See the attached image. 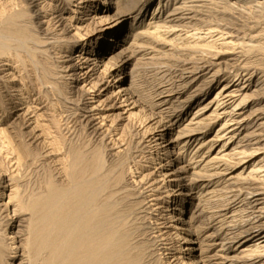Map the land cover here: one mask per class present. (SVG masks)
I'll use <instances>...</instances> for the list:
<instances>
[{"label": "rangeland", "instance_id": "374dc122", "mask_svg": "<svg viewBox=\"0 0 264 264\" xmlns=\"http://www.w3.org/2000/svg\"><path fill=\"white\" fill-rule=\"evenodd\" d=\"M82 1L37 0V9L43 8L42 10L46 11L42 12L41 17L35 21L37 26H41L39 30L37 28L32 30L31 27L28 30L41 38L40 40L46 41V44H37L38 46L36 43L33 44V48H37L39 61L47 62L48 69L53 70L56 66L54 74L49 77L58 86L42 85V90L39 92L40 86H36L38 82L35 83L34 80L36 74L27 73L31 67H27V71L23 69L24 71L19 72L17 68L19 63L0 66V70L6 69L0 72V84L7 86V94L12 98L11 104L0 107V130L6 135L1 134L4 138L0 137V242L8 232H14L19 236L15 239L17 245L25 244L30 237L27 233L33 224L34 217L31 216L30 210L19 213L18 200L21 199L23 205L30 204L39 194L45 192L44 187L51 175L52 179L62 183L63 178L60 172L64 167L61 163L62 159L67 157L65 152L71 146L82 147V142H85L83 149L86 153L100 149L107 166L120 165L116 166V171L118 169V173L124 174L122 184L125 186L121 188L120 193H123L121 197L125 195L123 199L126 201L128 199L130 204L139 202L129 217L131 221L129 226L133 232L132 242L135 244L140 242L141 246L137 244L141 247L140 250L148 247L144 252L142 261L144 264H159L160 262L157 261L160 259L171 264H185L184 262L189 259L186 253L191 255L192 259L203 260V264H264V248L261 247L264 244L263 239L247 236L256 230L255 226H259V223L264 224V203L257 206V210L261 212H258V217L254 219L252 217L256 213L249 215L252 208L248 207L251 204L247 203L255 198H251L253 193L264 191L261 189L264 188V154L261 155L264 150L252 156H247L250 151L245 153L249 147L264 146V135H259L258 140L253 138V134H264V127L263 131L259 129L264 122V114L254 117L256 112L253 113L256 108H264V98L256 99L255 96L259 97L257 93L264 92V83L257 85L263 79L258 80V78L264 75V52H259L264 47V8H260L261 12L259 9L249 11L250 13L243 10L237 14L222 8L221 3H218V6L206 4L207 9L214 11L212 15L206 12V16H203L193 12L198 10L200 6L197 7V5L202 3L186 2L183 4H186L185 7L192 12L186 10L184 13L167 17L175 7L183 5L181 3L183 0H169L167 6H163L156 18L152 19L154 23L147 27L152 17L149 14L150 8L156 3V0H153V4L149 5L139 22L137 21L141 12L140 9L137 10L138 7H135L131 11V17L121 23L119 33L122 34L119 40L121 45L117 51L115 48L119 42L105 51L104 63L97 62L98 58L95 56L85 61L83 59L87 52L81 50L72 54L74 51L70 52L71 48L66 47L78 36L76 30L85 34L86 24L99 20H92L93 12H95L92 9H87L83 13L72 11L80 7L83 9ZM144 1L133 0V3L138 5ZM165 1L157 0L158 8ZM50 5L56 6L55 10L60 11L53 13L56 11L50 8ZM105 10L104 14L112 17L107 20H119L116 17L119 9L114 7V4L107 5ZM215 10H218L217 13ZM257 11L262 16L256 15ZM253 14L254 19L251 17ZM189 17L194 19L190 20ZM180 18L185 19L180 21ZM48 20H54L51 35L45 32L47 27H50ZM208 21L209 23L211 21V25ZM103 25H97V28ZM245 27L250 31H247ZM253 27L254 30H251ZM208 28H214L215 31L206 34ZM199 30H202L201 33ZM216 30L220 32L217 33ZM256 33L259 34V37L255 39L256 42L249 41V36ZM210 35L213 36L209 37ZM198 36L201 37L197 40ZM248 43L256 45L253 53L250 52ZM55 44L62 46L54 49L52 46H56ZM246 49L249 51L246 52ZM119 53L123 55L122 58H115L114 56ZM211 63L213 65H210ZM195 67L200 69H196L197 72L194 70V73ZM248 71H251L249 74L251 80L246 81L247 88L241 89L240 82H244ZM235 72L241 74L237 85L225 90L232 92L240 87L238 94L247 93L253 97L236 106L234 110L233 102L216 106L217 87L222 80ZM123 76H125L124 79ZM131 82L146 99L161 90L163 85L166 90L174 84L177 86L174 90L178 89L179 93L175 95L178 98L173 99L187 102L185 112L182 111L178 115H175V112L169 117L162 115L165 122L162 126L159 123L160 113L157 112L164 106L143 109L138 106L139 103L131 104L136 97L130 95L121 97L118 94L119 85ZM183 86H185L184 89L179 90ZM51 88L55 89L57 94L54 97ZM61 90L65 91L66 95L61 94ZM45 93L51 97L46 99ZM126 98L128 101H125ZM9 108L13 109L7 114L6 110ZM144 114L153 115L139 127V119ZM232 118L234 120L229 121ZM66 119L73 120L72 124L76 121L70 132L65 129ZM238 119L243 121L233 125ZM57 121L60 122L61 131L57 130ZM171 123L172 125L168 126ZM224 123L225 126L222 127ZM131 125H135V128ZM145 125L148 129L144 127ZM20 127L22 132L28 135L23 141L17 133L21 132ZM193 129L196 131H190ZM122 131L129 136L122 137ZM62 134L65 135V146L57 150L59 146L52 144L58 141ZM130 134L131 136L134 134L132 139ZM8 135L11 138H7ZM122 138L125 140L121 141ZM157 138L161 139L154 141ZM10 139L14 141L9 142ZM167 139L173 144L165 147L169 144ZM114 141L119 143L113 145ZM257 141L261 144L255 143ZM157 142L162 144L156 145ZM13 145L19 147L14 146L23 155L20 167L15 163L14 155L7 153ZM156 148L160 150L156 151ZM129 167L133 169V174L129 172ZM181 169L184 172L178 173L177 170ZM45 171L48 172L45 173ZM172 191L179 200L186 197L188 207L183 213L177 210L179 206L165 203L168 193ZM17 194L18 200H15L17 198L9 199ZM181 194H189V196ZM260 201L264 202V198ZM161 202L165 208L158 209L156 205ZM177 214H182L186 220L189 215L194 216L190 228L198 232V243L187 244L186 248L189 249L180 253L177 252L182 242L177 235L184 232L174 229V225L180 222L170 217ZM230 214L234 215L229 217ZM233 236L235 238H231ZM165 239L169 240L165 241ZM155 240L158 244L153 246ZM238 240L240 242L236 243ZM23 253L25 254L21 249L17 254ZM23 258L26 261L25 257ZM8 261L14 264V259Z\"/></svg>", "mask_w": 264, "mask_h": 264}, {"label": "bare ground", "instance_id": "6f19581e", "mask_svg": "<svg viewBox=\"0 0 264 264\" xmlns=\"http://www.w3.org/2000/svg\"><path fill=\"white\" fill-rule=\"evenodd\" d=\"M36 2H37V0H0V63H2L0 66H9L10 64L12 65V64H18L19 63V65L17 67L19 72L21 70L24 71L23 69H26V71H27V67H31V69H30L31 71L29 70L27 73L33 72L36 74V76H35L36 79H34V80H35V83L37 81L38 84H35V83H33V84H35L36 86H40L39 92H41V90H42L41 86L42 85H49V84L51 86L56 85V84H54L55 81L54 82L51 81L50 80L51 77H49L50 75L54 74V70H55L54 68H56V66L53 68V70H51L50 68L48 69L46 67L47 62H43L44 60L39 61V57H38L39 54L37 53V50H36L37 48H35V49L33 48V44H35V43H36V45L37 44L38 45L46 44V41L40 40L41 38L35 36V34H32L30 31H28L30 27L32 30H34L36 28L38 29L39 27H41V26H37V23L35 21H37V19H39L41 17L40 14L42 12L45 13V11H46L45 9L43 11L42 10L43 8H40L41 10L37 9ZM155 2L156 3L153 4V0H145L141 4L135 5L133 3V0H83L82 1V4H83L82 8L83 9H81V7H80L79 9L72 10V11L75 13H83L87 9H92L93 11H95V12H93L92 20L93 21H94V19H99V20L98 21L96 20L93 23H92V21L90 23H87L85 28H84V30L86 31L85 34L84 33L82 34L78 30H76V34H78V36L72 40V42H71L72 44H67L66 47L71 48L70 52L74 51V53H72V54H76L77 52H80L81 50H84L85 52H87V54L84 56V59H83L85 61L91 60L90 59L91 56H95L96 58H98L97 62H104L105 63L106 58L105 57L103 58V56L105 55V51L111 47L113 48L119 42V40L122 37V34H119L121 31L120 30L121 29V23H123L126 19L131 17V11L135 7L136 8L138 7L137 10L140 9V12H141V16L138 18V21L136 20L137 22H139V19L144 16L145 12L149 8V5L153 4L150 8L151 12H149V14L152 17L148 21V25H147V27H148L151 23H154V22H152L153 21L152 19L156 18L157 14H159V11L163 6H165V7L167 6L169 0H166L165 3H162L159 8L157 6V0ZM186 2L202 3L201 5H197V7L200 6V8L196 11L194 10L193 12H196L197 14L203 15V16L204 15L206 16V14H207L206 12H209L210 15H212L213 14L212 11H214V10H210L209 7H208L209 9H207L208 5H206V4H212V5L217 4V6H218V3H221L223 5V6H221L222 8L228 9L232 13H237V14H239V11H243V10H247L249 12V11H256L259 9L261 12V9L264 8V0H262V1L261 0H183V2H181V3L183 4ZM181 3H180V5H181ZM113 4H114V7L119 9V11H118L119 13L117 12L118 14L116 16L119 20L109 21L107 19H111L112 17L105 15L104 12H106L105 8L107 5L110 6ZM185 6H186V4H183L181 6H177L178 8L175 7V9H173L168 14L167 17L173 16L176 13H184V11H186V10H188V12H192L191 9L189 10ZM188 6H190V5H188ZM49 7L53 8V10L56 11L53 13H58L60 11V10H55V9H57L56 6L50 5ZM203 7H205V9ZM44 8L47 9V7H44ZM176 11H178V12H176ZM217 11L218 10H215L216 13H217ZM247 11H245V12H247ZM231 12H229V13H231ZM221 13H224V12H221ZM255 14L257 15L258 11ZM260 14H258V15H260ZM233 15L234 14H232V16ZM253 16H254V14H253ZM253 16H251V17L254 19L255 16L254 17ZM260 16H262V15H260ZM167 17L165 18V20L167 19ZM256 17H258V16H256ZM57 18H58V15H57ZM238 18L239 17H237V19ZM258 18H256V19L258 20ZM54 19H55V17H54ZM183 19H185V18H180V21ZM189 19L193 20L194 18L189 17ZM53 21L54 20H51V21L48 20L47 23L50 27H47V30L45 31V32H47L46 34H49V35L52 34V33H50V31L52 30L51 26H52ZM171 21H175V20L171 19ZM26 22H28V24H30V26H27L28 24ZM237 22H238V20H237ZM237 22H235V23H237ZM208 23H209V21H208ZM210 23H211V21H210ZM210 23H209V25H211ZM230 23H233V22H230ZM235 23H233V24H235ZM262 23H263V21L261 22V24ZM100 24H104V25L100 28H97V25L99 26ZM216 24H217V22H216ZM219 24H221V23H219ZM223 25H225V24H223ZM256 25H258V24H256ZM226 27H227V25H226ZM240 27H242V26H240ZM246 27H245V29H246ZM255 27H257V26H255ZM187 28H189V27H187ZM190 29H192V28L190 27ZM194 29H196V28H194ZM248 30L250 31V29H248ZM251 30H254V27ZM199 31L201 33L202 30H199ZM213 31H215L214 28H211V29L208 28L206 34H209ZM216 31H217V33L220 32L218 30H216ZM39 33L40 32H38V34ZM221 33H223V32H221ZM225 33H228V32H225ZM197 34L198 33H196L195 35H197ZM145 36H148V35H145ZM212 36L213 35H210L209 37H212ZM231 36H232V34H231ZM192 37H195V36H192ZM200 37L201 36L196 37L197 40ZM249 37H250V38H248L249 41L254 40V42H256L255 39H257L259 37V34L256 33V35H252ZM263 41H264V39H263ZM120 42H119L118 46L115 48V51H117L118 48L120 47V45H121ZM59 43H61V42H59ZM244 43H242V45L246 44V43L245 44ZM248 45H249V43H248ZM61 46L62 45L58 44L56 46L53 45L52 47H54V49H56V47L60 48ZM249 46H248L249 50L251 49L250 52L252 51V53H253L254 49H256L255 48L256 45L251 44ZM261 46H262V44H261ZM236 48H237V46H236ZM258 48H261V47H258ZM263 48H261V50ZM47 49H46V52H47ZM261 50L259 52H264V50H262V51ZM115 51H114V53H115ZM248 51L246 49V52H248ZM246 52H245V54H246ZM79 56H80V53L78 54V57ZM122 56L123 55H121L119 53L118 55H116L114 57L115 58H122ZM210 65H213V64L211 63ZM198 68L200 69V67H195V69H193V71L195 70L197 72L196 69H198ZM4 70H6V69L3 68L2 70H0V72L4 71ZM195 71H194V73H195ZM250 72L248 71L246 73V76L245 77L243 76L245 78V80H244V82H240L241 83L240 84L241 89H243L244 87H246V88L248 87V84H246V81L251 78V75H249ZM190 73H192V71ZM27 75H29V74H27ZM124 77L125 76H123L122 78L124 79ZM240 77H241V74L238 72H235L232 76H227V78H225V80H222V82L220 83V85L216 89V91H217L215 94L216 106L217 105L220 106L221 104H225V103L227 104L229 102H233L232 104L234 106L233 107V110H234L236 106L240 105L241 103L243 104L248 98L253 97V95H250L247 93H244V94L239 93L238 94V91H240V87L238 89L232 90V92H227V90H225L231 86L233 87V86L237 85L236 83L239 81ZM261 78H263V79L261 81H259L257 85L264 83V75H261L258 78V80H260ZM28 79H30V78H28ZM31 81L33 82L32 78H31ZM56 86H58V85H56ZM56 86H54V87H56ZM176 87L177 86H174V84H173L172 87H170V88L168 87L169 89L167 88L166 90H164L165 87L163 85L161 90H159L157 93H154L153 96L147 97L148 99H146L141 93H139L138 89L134 86V83H132V82L128 83V84L119 85L117 92H118V94H120L121 97L122 96L128 97L129 95L131 97H136V99L133 100V102H131V104L133 103V105H134V104L139 103L138 106H141V108L143 107V109H145V107H148V108H155L156 107L157 108L160 106H164V108H162V109L160 108L157 112V113H160L159 123H161L163 126V125H165V124H163L165 122H163L164 117L162 115H166L169 117L175 112H176L175 115L180 114L182 111L185 112L184 108H185V103H187V102L186 101H179L178 99H173V98H178V97H175V95H177L179 93V91H177L178 89L176 91L174 90V89H176ZM184 87L185 86H183L182 88H179V87L178 88H179V90H182V89H184ZM7 90H8V88L5 84H0V107H2V106L5 107V105L11 104L12 98H11V96H9V94H7ZM54 90H52V88H51V91H52L51 93H52L53 97L57 95ZM260 91H262V90H260ZM235 92H237V93H235ZM61 94L66 95V92L61 90ZM257 94L259 97H257V95H255L256 99L264 98V92H260V93L258 92ZM44 96L46 99H49L51 97L47 93H45ZM41 97H43V96H41ZM131 97H129V98H131ZM156 97H158L157 100L155 99ZM166 98H168V99L166 100ZM238 98H239V100H237ZM125 101H128V98H126ZM178 108H180V110H177ZM3 109H5V108H3ZM12 109L13 108H9V110H6L7 114ZM253 111H252L253 113L256 112L254 117L258 116L259 114H264V108H256ZM195 113H197V112H195ZM151 115H153V114H151ZM151 115L149 116V114H148V116H147V114L146 115L144 114L139 119V122H138L139 127L143 126V124L145 123L146 120H149V118H152ZM0 117H1V115H0ZM242 119L244 120V118H242ZM230 120L233 121L234 119L232 118V119H229V121ZM243 120H241V119L235 120L233 125L240 124L241 121H243ZM72 122H73V120H71V121L67 120L66 123L64 122L66 125L65 129H67V132H70L71 128L73 129V127L76 123V121L73 124H72ZM166 122H168V121H166ZM69 124L70 125L72 124V125L69 126ZM20 125H22V124H20ZM20 125H16V126H20ZM171 125H172V123L169 124L168 126H171ZM231 125L232 124H230V126ZM261 125L262 126H261V128L259 127V129L262 130V128L264 127V122H262ZM131 126H133V128H135L134 127L135 125H131ZM223 126H225V123L222 124V127ZM56 127H57L58 131L61 129L60 122L57 121ZM85 127H86V125H85ZM144 127H146V125ZM131 129H132V127H131ZM146 129H148V126L146 127ZM20 131L21 132H17V133L21 137V140L23 141L26 137H28V135H25L26 132H22L21 127H20ZM58 131H57V133H58ZM129 131H130V129H129ZM190 131H196V130L193 129ZM84 132H85V129H84ZM121 133L123 134V135L121 134L122 137H125V135L129 136V134H125V133H123V131ZM127 133H128V130H127ZM145 133L146 132H144V134ZM1 134L5 135V133L2 132V130H0V137L4 138V136H1ZM144 134H143V136H145ZM133 135L131 136V134H130L131 138L130 137H128V138L132 139ZM253 135H254L253 138L257 139V137L259 135H264V134L258 133V134H253ZM87 136H88V134L86 135V137ZM7 138H11V137L8 135ZM120 138H121V136H120ZM125 138H122L120 140L124 141ZM83 139H85V137H83ZM141 139H143V137ZM160 139L161 138H157L154 141H157ZM65 140H66L65 135L62 134V136H60L59 140L55 141V143L52 145L59 146L57 150L63 149V147L65 146ZM167 140H168L169 144H166L165 147H168L169 145L173 144V142H171V140H169V139H167ZM11 141L12 140L10 139L9 142H11ZM7 142H8V139H7ZM151 142L152 141L150 140V143ZM82 143H83L82 147L81 146H71L68 149V151L65 152L67 157L64 156L66 158L64 160L62 159L61 163L63 164L64 167H63V170L60 172L61 177L63 178L62 183L59 180H56L54 178L52 179L51 178L52 175H51V177L49 176V180H48L47 184H46V182H44L46 184V187H44L45 192L43 193L41 191V189L43 188L41 186L42 188L40 189V192H42V193L39 194L40 192H38L39 196L36 197V195H35L36 198L34 199V197H33L32 200L33 199L34 200L31 201L30 204L29 203L27 204V203H25L24 200H22L25 203V205H23L22 204L23 202L20 201L21 199L18 200V198H17V196L19 197L18 194L16 196L13 195L14 197H9V199H12V200L14 198H17L15 200L19 201L18 202L20 204V207H18L19 208L18 210H20L19 213H22V212L24 213V212H27L30 210L29 212L32 213L31 216L34 217V219H33V224L30 227V229H28L29 231L27 233V234H30V237L26 240L25 244L17 245L15 239L18 238L19 236H18V234H14V232H8L6 234V236L1 240L2 242H0V264H11V262L8 260H12V259H14V264H144V262H142V261L144 259V252H145L147 246L146 247L144 246L145 250L144 249L140 250V248H141V247H139V246H141L139 244L140 242L139 243L136 242L137 244H139V246L132 242L133 241V239H132L133 238V232H132V229L130 227L131 221H129V217L133 214V212L135 211V207L139 204V202H138V204H130L128 202V199H127V201L125 199H123L125 197V195L121 197V194H123V193H120V191H121L122 186H124L122 184V182L124 180V174L118 173V169L116 171V166H118L119 164L118 165L112 164L113 166L110 165V167L107 166L105 163V158L103 157V152L101 154L99 151L100 150L99 148H98L99 150L96 149L95 151H92L90 153H86L85 150L83 149V147L86 144H85V142H82ZM118 143L119 142L114 141L113 145L118 144ZM255 143L259 144L260 141L259 142L257 141ZM9 144H11V143H9ZM161 144L162 143H159V142L156 143V145H161ZM156 145H155V147H157ZM14 146H15V148H19L16 145H13V147L9 148V152H7V153H11L14 155V158L16 160L15 163H17V165H19V167H20V165H21L20 163H21L23 155H21V153L18 151L19 149L18 150L15 149ZM55 146H53V147H55ZM155 150L158 151L160 149L156 148ZM260 150H264L263 145H262V147L258 146V145L255 147H253V146L249 147L248 150H245V153H246V151H250V152H248L247 156H252L253 154H255L256 152H258ZM262 154H264V152H262L261 155ZM28 155H29V153H28ZM152 159H154V158H152ZM239 161H241V159ZM135 168L137 169L139 167H135ZM7 170H9V169H7ZM16 170H18V169H16ZM51 171H49V172H51ZM47 172L48 171H45V173H47ZM129 172L131 174H133V172H134L131 167H129ZM177 172L180 173V172H184V171H183V169H181V170H177ZM11 179L14 180L15 178H11ZM261 189L264 190V188H261ZM127 195L128 194H126V196ZM181 195L189 196V194H181ZM261 195H264V191L262 192V190H261V192L257 191L256 193H253L252 196L251 195L250 196H251V198H253V197H255V198L253 200H251V201L249 200V202H247L248 204H251L250 206H248V205L247 206L252 208V211L250 212L249 215L252 216V214L254 215L256 213V215H254L252 217L253 219L255 217H258V215H257L258 212L259 213L261 212L260 210H257V206L261 203H264L263 201H260V200H263V198H264V197H260ZM167 197L168 198L166 200L164 199L165 203L167 202L168 204L170 203V204H174L175 206H179L177 210L182 212V213L184 212V209L188 207L186 197L179 200V199H177L176 196L173 195V191L171 193H168ZM28 202H30V200ZM162 204H163L162 202H161V204L157 203V205H156L157 208L158 209L165 208V206ZM170 208H171V206H170ZM175 208L176 207H174V209ZM233 215L234 214H230L229 217H231ZM182 216H183L182 214H177L176 216H174V215L170 216L173 219H176V221L180 222L179 224L176 223V225H174V229H178V230L184 232V234L177 235L179 238H181L180 241L182 242L181 244H179V250L177 253H180L181 251L189 249V248H186L187 244L198 243V241H197L198 232H194V230H192V228H190L191 221H193V219L195 217L189 215L188 219L186 220V218H183ZM31 223H32V221H31ZM259 224H260L259 226H255L256 230H253L252 232L249 233V235L247 234V236H250L251 238L263 239V241H264V224L263 223L262 224L259 223ZM29 225H31V224H29ZM17 233H19V232H17ZM140 234L141 233H139V235ZM135 236H136V234H135ZM228 238H230V237H228ZM231 238H235V236H233ZM8 240H11L12 242L8 243L7 242ZM166 240H169V239H165V241ZM156 242H157L156 240L153 241V243H154L153 246H156L158 244V243L156 244ZM237 242H240V240L236 241V243ZM174 243H175V241H174ZM142 244H144V243H142ZM173 246H175V245H173ZM157 247H155V249ZM261 247L264 248V244ZM21 249L25 252V254L24 253L22 255L17 254ZM166 249L167 248H165V250ZM185 255L189 256V259H187L184 262L185 264H203V260L198 261V260L192 259L193 257L187 253ZM23 257H25L26 261H24ZM157 262H160L159 264H171L169 262L163 261L162 259L158 260Z\"/></svg>", "mask_w": 264, "mask_h": 264}]
</instances>
